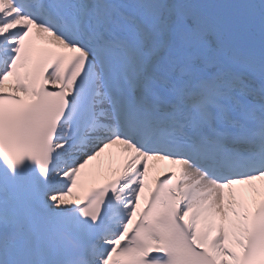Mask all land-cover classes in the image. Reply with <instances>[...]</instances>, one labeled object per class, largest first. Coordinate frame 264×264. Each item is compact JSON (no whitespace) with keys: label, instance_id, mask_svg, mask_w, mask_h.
Returning a JSON list of instances; mask_svg holds the SVG:
<instances>
[{"label":"snow or ice","instance_id":"snow-or-ice-1","mask_svg":"<svg viewBox=\"0 0 264 264\" xmlns=\"http://www.w3.org/2000/svg\"><path fill=\"white\" fill-rule=\"evenodd\" d=\"M0 264H264V0H0Z\"/></svg>","mask_w":264,"mask_h":264}]
</instances>
